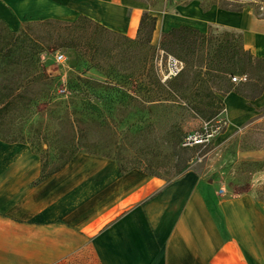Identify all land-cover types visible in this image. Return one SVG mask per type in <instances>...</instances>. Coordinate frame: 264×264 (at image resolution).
I'll list each match as a JSON object with an SVG mask.
<instances>
[{
	"label": "crops",
	"instance_id": "1",
	"mask_svg": "<svg viewBox=\"0 0 264 264\" xmlns=\"http://www.w3.org/2000/svg\"><path fill=\"white\" fill-rule=\"evenodd\" d=\"M174 7L155 10L151 0H0V20L19 32L27 22L84 15L135 40L147 12L156 18L154 47L174 28L206 34L213 26L241 32L245 49L264 59V13L204 10L200 0ZM223 102L222 142L242 140L264 121V92L254 100L231 92ZM235 152L238 162L259 166L249 181L264 184V147ZM41 167L29 144L0 140V264H62L82 254L96 264H264V203L251 192L230 195L229 180L192 171L170 181L140 170L121 174L118 160L86 153L38 183Z\"/></svg>",
	"mask_w": 264,
	"mask_h": 264
},
{
	"label": "trees",
	"instance_id": "2",
	"mask_svg": "<svg viewBox=\"0 0 264 264\" xmlns=\"http://www.w3.org/2000/svg\"><path fill=\"white\" fill-rule=\"evenodd\" d=\"M212 5L242 10L231 3L202 7L208 10ZM32 23L46 29L41 35L25 29L12 32L0 20V140L32 147L42 164L38 183L61 171L78 153L118 160L121 174L140 170L173 180L188 170L203 145L185 146L190 135L179 123L160 134L151 108L193 114L212 121L216 128L224 111L223 97L233 92L254 100L264 92V59L245 49L239 31L210 26L203 34L180 27L163 34L157 51L166 59H178L183 70L162 83L154 68H144L139 80L133 81L135 72L120 74L102 64L112 58L113 51L129 55L123 46H138L140 51L153 48L156 18L147 12L135 40L84 15L74 22ZM58 43L85 58L91 68L103 71L106 80L79 78L85 88L72 85L65 91L66 99L54 102L62 96H58V79L43 68L41 56ZM81 46L85 47L83 56L77 51ZM143 62H148L147 53ZM111 77L119 81L114 83ZM93 97L104 108L92 102ZM39 104H47L48 109L35 114L33 108Z\"/></svg>",
	"mask_w": 264,
	"mask_h": 264
},
{
	"label": "rangeland",
	"instance_id": "3",
	"mask_svg": "<svg viewBox=\"0 0 264 264\" xmlns=\"http://www.w3.org/2000/svg\"><path fill=\"white\" fill-rule=\"evenodd\" d=\"M188 0H151V5L155 10L166 9L167 12H174L176 4L186 3ZM203 5H209L212 2L218 4H228L227 0H200ZM168 2V6L165 7ZM166 4V5H165ZM256 13H262L258 9L254 8ZM63 28V27H62ZM26 30L34 35H41L44 27L36 26L31 22L24 23L21 30ZM58 32V31H57ZM152 45V41H151ZM85 46V45H84ZM81 46L77 49L79 55L84 53L85 47ZM153 46V45H152ZM159 47V46H158ZM158 47L149 48L147 47L143 51L138 50V46H123L127 48L129 55L121 56L118 52L113 51L112 58L103 61L104 67L109 70L113 68L114 71L123 74L124 72H135L133 81L139 80V73L144 71V68L149 70L154 68L159 76L161 77V82L166 81L165 76L167 75V59L157 51ZM147 53L148 62L145 64L143 62V56ZM64 55L65 60L63 63H58L56 61L57 55ZM83 56V55H82ZM127 58L129 60L127 61ZM41 61L43 68L46 72L57 78V89L58 96L53 99L54 102L66 99L65 91L70 89V86L76 85L78 88H83V84L78 80L79 78H92L100 81H105L106 77L103 71L96 68H91L89 63L85 58L78 56V54L70 49L65 48L62 44H53L50 49H48L42 56ZM105 68V69H106ZM65 78V79H62ZM114 83L119 81V79H109ZM124 85V84H123ZM85 88V87H84ZM92 102L99 105L100 108H104V105L99 99L92 98ZM166 104V103H165ZM169 104V103H167ZM121 104H117L116 107H120ZM48 109L47 104H39L33 108L35 114H41ZM169 110L164 108H151L150 115L156 119L157 131L162 134L164 133L172 124L179 123L182 125L188 135H194L202 132L207 126L213 128L212 121H204L203 119L189 113L175 112L168 113ZM264 112V111H263ZM223 113V112H222ZM117 118L119 114L117 113ZM15 128L18 127L16 122H11ZM221 125V131L218 135L209 139L206 143L202 144L194 154L192 163L187 171H192L198 176H203L206 179L213 181L214 179H219L224 184L225 180H229L228 188L230 195H237L240 193L251 192L254 198L264 203V184L254 185L249 181L248 174L253 169L259 166L248 165L246 163H240L238 160L234 159L235 151L238 148L253 147L262 148L264 147V121L252 126L250 131H248L242 140L240 139H230L222 142L220 135L224 133L227 127V121L223 117V114L219 116V122ZM160 145L162 143L159 141ZM41 152V150L39 151ZM118 157V156H117ZM168 179V178H167ZM62 264H96L92 258L88 255H80L69 259Z\"/></svg>",
	"mask_w": 264,
	"mask_h": 264
},
{
	"label": "built area",
	"instance_id": "4",
	"mask_svg": "<svg viewBox=\"0 0 264 264\" xmlns=\"http://www.w3.org/2000/svg\"><path fill=\"white\" fill-rule=\"evenodd\" d=\"M229 3L233 5H238L242 8L251 7L256 8L260 12L264 13V0H227ZM65 60V56L60 54L56 56V61L58 63H63ZM167 75L165 79H171L177 77L180 72L183 70V64L173 56L167 57ZM65 79V78H62ZM245 80V78H243ZM234 81H238V78H234ZM242 80V79H241ZM221 132V125L216 128H209L205 127L203 133H198L191 135L187 138L185 146H193V145H202L209 141V139L213 138L214 136L218 135Z\"/></svg>",
	"mask_w": 264,
	"mask_h": 264
}]
</instances>
